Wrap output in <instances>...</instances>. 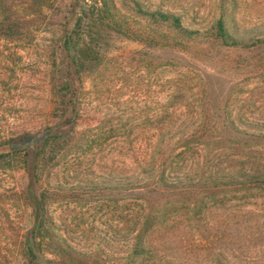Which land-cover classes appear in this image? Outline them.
<instances>
[{"label":"rangeland","instance_id":"rangeland-1","mask_svg":"<svg viewBox=\"0 0 264 264\" xmlns=\"http://www.w3.org/2000/svg\"><path fill=\"white\" fill-rule=\"evenodd\" d=\"M108 1L122 31L101 34V57L72 74L73 127L54 113L51 71L64 60L61 38L78 1H48L30 35L0 36V143L46 127L71 137L35 186L50 191L54 230L73 250L72 259L46 253L49 264H264V185L228 178L264 173V0ZM136 3L174 12L198 33L177 34ZM219 18L249 46L216 39ZM158 151L186 157L178 174L165 168L159 197L164 168L148 165ZM203 164L218 176L197 181ZM29 182L24 168L0 167V264H27Z\"/></svg>","mask_w":264,"mask_h":264},{"label":"trees","instance_id":"trees-1","mask_svg":"<svg viewBox=\"0 0 264 264\" xmlns=\"http://www.w3.org/2000/svg\"><path fill=\"white\" fill-rule=\"evenodd\" d=\"M51 0H1L0 1V36L9 39L30 35L32 22L40 6ZM78 9L76 11L73 26L66 30L61 38L64 60L56 62L53 59L52 74L55 76L51 86L54 96V113L66 126L76 124L79 115L80 99L77 87L73 84L71 76H81L89 62L97 61L101 57L103 43L101 34L104 32L121 33V17L117 6L108 0H76ZM80 1V2H79ZM76 6V4H74ZM37 7V8H36ZM136 11L154 22L167 23L181 35H194L198 31L186 28L179 15L174 12L161 10H144L136 3ZM215 38L228 47L249 46L247 42L233 34L225 25L223 18H219L215 24ZM263 40L257 39L255 43ZM54 127H46L34 133H27L24 137L4 139L0 146L4 145L7 150H0V167L3 169L24 168L29 172L30 182L22 193L23 200L31 205L34 223L23 235L20 242L22 255L27 264H49L50 260L45 257L46 253H52L63 259H72L73 250L54 230V224L48 213L47 203L50 199V191L47 188L37 191L35 186L40 180V172L57 155L63 152L69 145L71 137L68 132L58 133ZM161 152L148 162L149 166H155L159 162L157 174V186L155 193L162 196L165 181L170 174L165 173V168L174 174H178L176 165L186 161L181 155L162 156ZM31 155L32 160H28ZM199 170L195 167L197 181L207 179L206 171L214 173L213 168L205 169L204 164ZM210 175V177L212 176ZM229 179H239L242 184L264 185V173H238L229 174ZM233 181V180H232ZM257 264V263H245ZM262 264V263H260Z\"/></svg>","mask_w":264,"mask_h":264}]
</instances>
